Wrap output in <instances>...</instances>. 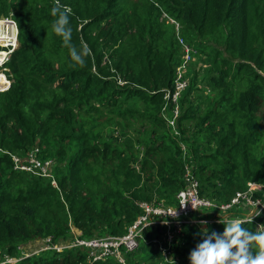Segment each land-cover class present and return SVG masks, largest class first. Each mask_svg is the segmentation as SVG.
<instances>
[{"label":"trees","instance_id":"1","mask_svg":"<svg viewBox=\"0 0 264 264\" xmlns=\"http://www.w3.org/2000/svg\"><path fill=\"white\" fill-rule=\"evenodd\" d=\"M57 5L68 13L70 40L53 29ZM2 16L17 24L19 47L7 64L12 86L0 93V150L24 155L36 147L43 161L57 162L43 178L15 171L0 153V252L15 255L45 239L69 246L75 230L83 239L123 236L142 214L139 203L176 206L187 164L201 196L220 204L250 182L264 187V0H0ZM180 38L197 62L210 64L202 83L213 98L203 112L191 61L175 137L162 108L182 62ZM73 47L89 50L83 65ZM134 99L142 111L123 112ZM186 120L196 121L193 130ZM113 128L117 134L106 135ZM224 228L184 225L169 260L145 241L123 256L126 264H191L197 233ZM166 230L150 227L144 237L162 239ZM9 264L121 263L69 247Z\"/></svg>","mask_w":264,"mask_h":264},{"label":"built area","instance_id":"2","mask_svg":"<svg viewBox=\"0 0 264 264\" xmlns=\"http://www.w3.org/2000/svg\"><path fill=\"white\" fill-rule=\"evenodd\" d=\"M180 46L182 51V62L176 68L175 79L171 91L165 92L164 106L162 108V116L166 120L168 129L175 137L180 136L178 129V119L181 115L180 100L183 93L190 85L187 77V70L189 63L194 61L193 54L196 50L192 48L184 39H180ZM19 46V30L17 24L12 17L0 18V93L7 92L12 86V80L8 74L7 64L10 63L14 52ZM182 150L186 154V147L181 144ZM29 162L23 163L21 159L15 154L0 150V153L8 154L14 164L15 171L30 173L39 177H52L50 175V168L53 165V160H41L39 149L30 151ZM184 188L177 195L176 206H166L163 203L149 204L139 203L142 214L129 226L128 231L123 236H109L103 238L83 239L80 235L76 237L72 243V247H82L91 251L93 261H100L106 258H114L121 264H126L123 259V252H132L136 250L141 241L156 245L163 253L166 259H169L171 254L170 247L174 242L175 237L182 231L184 225L199 224L200 221H207V223H219V219L213 218L201 219L205 211L217 209L219 212L225 214L223 217L225 222L233 220L241 222H253L256 228L264 223L259 222L260 218H264V195L262 197L256 196L257 192L264 189L263 185L250 182L247 189L236 192L228 203H217L214 200L201 196L200 182L193 172L191 165L187 164L185 167V174L183 177ZM56 186V182L53 181ZM182 204L186 206L181 207ZM195 208H194V207ZM240 210L241 215L230 218L228 214L233 213L234 210ZM249 210L247 213L245 210ZM177 210L178 218H173L167 212H175ZM260 213V214H259ZM194 215H198L194 218ZM168 223L165 224L164 221ZM162 226L166 227V233L162 239L154 238L146 240L144 231L150 227ZM50 241V240H49ZM57 247V246H53ZM62 247V246H61ZM59 250L56 248L55 250ZM124 257V256H123ZM9 264L11 261L1 262L0 264Z\"/></svg>","mask_w":264,"mask_h":264},{"label":"clouds","instance_id":"3","mask_svg":"<svg viewBox=\"0 0 264 264\" xmlns=\"http://www.w3.org/2000/svg\"><path fill=\"white\" fill-rule=\"evenodd\" d=\"M52 14L57 17L53 25L54 31L65 40H70L68 13L57 5L52 9ZM70 53L74 61L83 65L89 50L84 48L78 52L73 47L70 48ZM183 206L186 204L181 205ZM167 213L173 218H178L177 210ZM164 223L167 224L168 221L165 220ZM219 223L225 225L223 233L209 232L208 229L197 233L202 242L197 243L190 251L191 264H264V225H260L257 230H250L243 227L241 221L225 222L222 217ZM200 224L206 225L207 221H200Z\"/></svg>","mask_w":264,"mask_h":264},{"label":"rangeland","instance_id":"4","mask_svg":"<svg viewBox=\"0 0 264 264\" xmlns=\"http://www.w3.org/2000/svg\"><path fill=\"white\" fill-rule=\"evenodd\" d=\"M168 19V18H167ZM169 21L173 24L176 25V28L178 30V33H180L181 31V26L179 23L173 21L171 18H169ZM182 39V38H180ZM179 39V40H180ZM186 41V40H185ZM187 42V41H186ZM179 45H180V42H179ZM19 47V46H18ZM18 49V48H17ZM195 65V66H194ZM192 69L194 72H196L197 74V86H196V93H195V98L197 99L196 102L198 103H201L202 104V108H203V112L206 110V107L209 105L210 103V100L213 98V92L211 91L210 88L206 87L205 85H203L202 81L203 79L205 78V76L207 75V71L210 69V64L208 62H205V61H199L197 62V59L195 58L194 59V62L192 63L191 65ZM189 79V78H188ZM190 81V80H189ZM209 95V96H208ZM211 98V99H210ZM143 104L141 102H139L137 99H134V100H131L129 101L124 107H123V112L125 110H128L129 112H137V111H142L143 109ZM127 112V111H126ZM137 114V113H135ZM128 116H132L131 114H129ZM129 118V117H128ZM125 120V119H121V122ZM196 123V121H191V120H186L184 121V125L187 126L188 128H190L191 130H193L194 128V124ZM136 128H139V123H136ZM107 129H110V128H107ZM106 130V129H105ZM112 131L115 132V134H117V131H115V129H111V130H106L105 133L106 135H109ZM135 148L137 150H141L143 151V148L137 143L135 142ZM35 149H39V148H36ZM31 150V149H30ZM34 150V149H33ZM32 151V150H31ZM40 151L41 149H39V154H40ZM31 152L29 151L27 154H22V155H18V154H15L16 156H18L21 161L23 163H28L29 162V154ZM41 156H43L42 154V151H41V155H40V159ZM43 160V159H42ZM53 160V159H52ZM57 160V159H56ZM56 160H53V165L52 167L50 168V175L52 176L53 175V170L56 166ZM54 167V168H53ZM21 172V171H20ZM28 175H32L30 173H26ZM34 176V175H33ZM240 191V190H239ZM237 191V192H239ZM243 191V190H241ZM236 194V193H235ZM241 211V209H240ZM247 213L249 212V210H245ZM235 210L233 211V213L231 214H228V217L230 218H233V217H236L238 211L235 212ZM201 214H203L202 218L201 219H205L207 217V214L204 212H202ZM213 215V217H215L214 219L216 220H221V217H225L226 215L219 212L218 210L217 211H213L211 213V216L209 218H211ZM212 217V218H213ZM75 232V235L79 236L81 235L80 232L78 231H74ZM75 239V238H74ZM69 243V246H64L66 245L65 243L64 244H61V245H54V246H57V247H53L52 245H50V241L49 240H39V241H36L32 244H29L27 246H22L21 247V250L19 252H17L15 255H9L8 252L5 250V251H1L0 252V262H6V261H11V263H15V262H18L20 261L22 258H25V257H29V256H33V255H36V254H42L43 252L45 251H49V250H55L56 248H59V250H63V249H66V248H69V247H72L71 245V241L68 242ZM62 246V247H61ZM159 249V248H158ZM58 250V249H57ZM160 250V249H159ZM122 258L124 259V257L122 256ZM165 258V257H164ZM170 258V256H169ZM166 259V258H165ZM166 260H169V259H166Z\"/></svg>","mask_w":264,"mask_h":264},{"label":"water","instance_id":"5","mask_svg":"<svg viewBox=\"0 0 264 264\" xmlns=\"http://www.w3.org/2000/svg\"><path fill=\"white\" fill-rule=\"evenodd\" d=\"M4 18H5L4 16L1 17V19H4Z\"/></svg>","mask_w":264,"mask_h":264},{"label":"crops","instance_id":"6","mask_svg":"<svg viewBox=\"0 0 264 264\" xmlns=\"http://www.w3.org/2000/svg\"><path fill=\"white\" fill-rule=\"evenodd\" d=\"M239 215H241V213H239ZM239 215H238V216H239Z\"/></svg>","mask_w":264,"mask_h":264}]
</instances>
